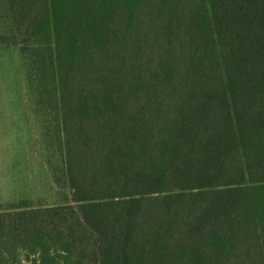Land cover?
Here are the masks:
<instances>
[{
    "label": "trees",
    "instance_id": "16d2710c",
    "mask_svg": "<svg viewBox=\"0 0 264 264\" xmlns=\"http://www.w3.org/2000/svg\"><path fill=\"white\" fill-rule=\"evenodd\" d=\"M68 203L0 210V264H264V0H0Z\"/></svg>",
    "mask_w": 264,
    "mask_h": 264
},
{
    "label": "rangeland",
    "instance_id": "374dc122",
    "mask_svg": "<svg viewBox=\"0 0 264 264\" xmlns=\"http://www.w3.org/2000/svg\"><path fill=\"white\" fill-rule=\"evenodd\" d=\"M29 60L0 45V210L69 202L53 115L35 102Z\"/></svg>",
    "mask_w": 264,
    "mask_h": 264
}]
</instances>
